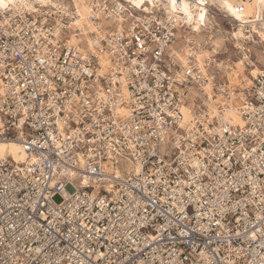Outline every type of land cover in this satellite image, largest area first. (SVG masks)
<instances>
[{
    "label": "built area",
    "instance_id": "1",
    "mask_svg": "<svg viewBox=\"0 0 264 264\" xmlns=\"http://www.w3.org/2000/svg\"><path fill=\"white\" fill-rule=\"evenodd\" d=\"M85 1L0 8V264H264L258 22Z\"/></svg>",
    "mask_w": 264,
    "mask_h": 264
},
{
    "label": "bare ground",
    "instance_id": "2",
    "mask_svg": "<svg viewBox=\"0 0 264 264\" xmlns=\"http://www.w3.org/2000/svg\"><path fill=\"white\" fill-rule=\"evenodd\" d=\"M133 1V0H132ZM144 0H137V2H143ZM40 4H54V0H0V4H6L7 7L9 5H15L16 3H20L21 5H24L27 9H32L33 5L35 3ZM71 3L76 8L77 12L80 15L79 20H77L75 23L76 25L82 23L85 21L86 15L88 13V7L86 6L85 0H71ZM167 3L171 7H175V4H173L172 0H167ZM207 4L214 5L215 7H218L219 9L225 11L229 16L236 20H240L243 22H250L252 19L256 22H258V25H251V32H254L257 34V37L259 40H264V0H181L180 2V10L187 18H191L192 16H197L195 19L197 20L196 23L205 22V19L208 20L206 16V6ZM231 5L233 10L240 9V11H236V14L233 15L232 12H230L226 5ZM5 8V7H0ZM195 14V15H193ZM203 15L204 19L201 21L200 17ZM237 17H240L237 19ZM252 22V21H251ZM254 23V22H253ZM252 24V23H251ZM231 36L235 38V43L239 46H242V41L245 37V34L243 32V29L241 27H238L237 29H234L231 31ZM217 38H219L217 36ZM215 38V40L217 39ZM71 42H75V38L72 36L69 39ZM221 41V38H220ZM214 43V40H213ZM256 72V66L251 69V74ZM239 74H243V65L241 61H237L233 63V66H231L229 70V77L232 82L236 81L237 76ZM182 112V119L185 122H188L191 120L192 116L189 111V109L186 106L181 107ZM234 120H237L236 117H234ZM6 156H9L12 158V160L19 162L24 158V154L21 150L20 144L16 140H8V141H2L0 140V158H4Z\"/></svg>",
    "mask_w": 264,
    "mask_h": 264
},
{
    "label": "rangeland",
    "instance_id": "3",
    "mask_svg": "<svg viewBox=\"0 0 264 264\" xmlns=\"http://www.w3.org/2000/svg\"><path fill=\"white\" fill-rule=\"evenodd\" d=\"M177 33V35H179V36H181V34H182V32L181 31H177L176 32ZM219 37V36H218ZM217 38V37H216ZM221 41H220V37L219 38H217L216 40L214 39V43L215 44H218L219 45V43H220ZM236 42V41H235ZM175 43H177L178 45H179V43L177 42V40H176V42ZM176 44H174V46H175ZM251 51H252V55H253V61H257V63H258V65H259V62L260 61H263L262 60V57H261V55H260V46L259 45H254V46H252L251 47ZM57 199V198H56Z\"/></svg>",
    "mask_w": 264,
    "mask_h": 264
},
{
    "label": "snow or ice",
    "instance_id": "4",
    "mask_svg": "<svg viewBox=\"0 0 264 264\" xmlns=\"http://www.w3.org/2000/svg\"><path fill=\"white\" fill-rule=\"evenodd\" d=\"M149 2H150V0H149ZM172 2H173V4H175V0H172ZM133 4L137 8L141 7V3L137 2V0H133ZM226 6H227L228 10L230 12H232L233 15L236 14V11H240V9L233 10V8H232V6L230 4L226 5ZM0 7H7V5L5 3L4 4H0ZM239 18L240 17H237V19H239ZM200 19H201V21H203V19H204L203 15H201ZM253 75H255V73H253Z\"/></svg>",
    "mask_w": 264,
    "mask_h": 264
}]
</instances>
